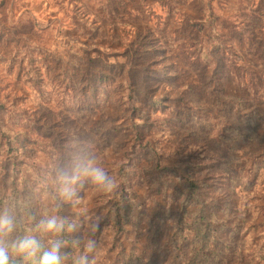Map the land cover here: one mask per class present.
<instances>
[{"label": "rangeland", "instance_id": "374dc122", "mask_svg": "<svg viewBox=\"0 0 264 264\" xmlns=\"http://www.w3.org/2000/svg\"><path fill=\"white\" fill-rule=\"evenodd\" d=\"M213 17L214 33L223 55L221 83L227 94L243 97L250 106L258 108L261 112L258 123L264 129V0H0V104L12 121L28 128L32 135L44 140L49 139L45 134L55 137L57 145L66 154L68 175L71 176L86 158H92L105 171L113 170L126 141L116 153L117 147L112 143L119 141L117 137L111 138L106 149L98 142L73 138L75 132L89 131L97 125H122V119L115 122L122 114H105V122L100 121L110 88L97 89V106L91 93L84 95L75 89L87 64L75 65L78 58H70L69 73H75L71 83L68 77H62L60 70L55 71L53 55L66 50L86 59L101 57L106 61L126 62V58L120 56L123 51L139 43H149L140 47L139 64L151 71L152 61H158V67H165L166 73L177 76L175 88L171 89L166 81L160 85L167 92L174 89L182 98V107L188 105L187 87L202 96L200 81L205 71L195 51L199 34L197 25ZM155 74L160 79L165 76L163 70ZM184 83L189 84L183 86ZM98 85L101 87L102 83ZM72 105L74 111L70 109ZM207 113L208 110H204L202 115ZM144 126L141 129L142 144L158 146L166 157L162 167L176 171L181 165L177 161L189 155L194 158L193 163L203 165L200 175L209 177V183L213 185L209 196L223 203L228 201L230 217L238 216L243 209L255 204L250 196L245 197L246 192H239V187L229 184L225 170L226 144L216 146L211 142H196L188 132L170 134L171 126L161 124L155 116ZM13 129L21 128L13 126ZM178 135L189 139L186 148L183 149ZM247 146L244 144L232 153L245 158L249 151ZM39 156L44 158L35 156L33 159L43 164L46 155ZM129 157L128 162L135 169L145 166L142 152ZM253 163L259 168V174L263 173L264 157ZM138 175L141 178L132 180L131 187L138 207L125 226V236L126 246L133 247L134 252L141 255L153 225L148 219L152 212L150 198L162 200L160 194H148L147 176ZM166 179L167 176L162 177V180ZM73 188L74 212L79 215V221H85L80 222L79 229L89 231L97 218L102 219L103 212L99 210L101 191L88 179L83 184L78 179ZM262 189V186H256L255 193H261ZM46 199L42 197L43 201ZM244 200L248 202L243 204ZM259 206L263 212L264 203ZM249 221L255 226L254 235L260 236V244L264 247V224L260 219H254L252 210ZM166 226L163 224L160 229L165 232ZM96 237L100 249L96 255L97 264H113L119 234L107 224ZM260 260L249 257L238 264H264Z\"/></svg>", "mask_w": 264, "mask_h": 264}, {"label": "trees", "instance_id": "16d2710c", "mask_svg": "<svg viewBox=\"0 0 264 264\" xmlns=\"http://www.w3.org/2000/svg\"><path fill=\"white\" fill-rule=\"evenodd\" d=\"M197 30L195 51L205 71L200 81L202 96L187 87L188 105L182 107V98L176 91L167 92L160 85L166 81L171 89L175 88L177 76L166 73L165 67H158V61H152L154 67L151 71L139 64L137 55L140 47L149 43H139L123 51L120 56L125 57L126 62L106 61L101 57L86 59L66 50L53 55L55 71L60 70L62 77H68L71 83L75 73H69L70 58H78L75 65L87 64L75 89L84 95L91 93L97 106V89L110 88L100 121L105 122V114H122L115 119V122L122 119V125H97L73 135L77 141L98 142L103 149L109 147L112 137H117L119 141L112 143L117 147L116 153L123 147L121 143L126 141L114 169L106 170L117 179L118 187L112 192L100 193L99 210L103 213L101 231L96 236L107 224L119 234L113 264H238L246 262L249 257H257L264 263V247L260 244V236L254 235L255 226L249 221L252 210L254 219H260L264 224V209L262 212L259 206L264 203V171L259 174V168H255L253 163L255 159L264 157V129L258 123L261 112L250 106L247 99L227 94L221 83L223 55L214 33V17L197 25ZM162 70L165 76L160 79L155 72ZM99 83H102L101 87ZM70 109L75 110L73 105ZM204 110L208 113L203 116ZM153 116L159 118L161 124L171 126L170 134L188 132L196 142L206 141L216 146L226 144L225 170L229 184L239 187V192H246L245 197L250 196L255 204L232 218L228 201L223 203L209 196L213 185H210L209 177L200 175L203 165L193 163L192 156L178 160L181 165L176 171L162 167L166 157L158 146L142 144L141 129ZM13 126L21 129H13ZM44 136L49 139H40L29 133L28 128L17 125L0 104V211L8 209L17 218L13 239L35 235L45 247L54 239L68 241L63 249L70 253L65 264H73L82 249L72 247L71 241L74 237L87 239L89 231L79 229L80 222L85 221H79V215L74 212V197L66 200L60 195L59 177L67 174L66 154L57 145L55 137L50 134ZM179 139L183 142V149L186 148L189 139L181 136ZM244 144L249 148L247 157L232 153ZM139 152L144 156L145 166L135 169L128 162V156L131 159ZM39 154L46 155L43 164L33 159L35 156L43 157ZM138 173L147 176L148 194H160L162 200L150 198L152 212L148 219L153 225L141 255H137L133 247L126 246L125 236V226L138 207L135 193L131 190L132 180L141 178ZM163 176L167 179L162 180ZM86 179L80 176V184ZM258 185L263 187L261 193H255ZM42 197L47 199L43 201ZM247 202L244 200L243 204ZM48 216L63 218L66 228L75 225V230L55 237L35 232V223ZM163 224H167L165 232L160 229ZM95 239L98 241L97 237ZM11 264H24V261L13 255Z\"/></svg>", "mask_w": 264, "mask_h": 264}, {"label": "clouds", "instance_id": "9594fccd", "mask_svg": "<svg viewBox=\"0 0 264 264\" xmlns=\"http://www.w3.org/2000/svg\"><path fill=\"white\" fill-rule=\"evenodd\" d=\"M80 176L86 177L92 185L104 193L112 192L118 187V181L114 176L97 166L92 158H86L71 176L60 175L61 197L66 200L73 198L75 195L73 185ZM75 227V225H68L66 228V221L63 218L48 216L35 223L34 231L55 237L65 231H74ZM16 229L17 218L14 213L8 209L0 211V264H11L13 255L21 257L24 264H65L70 253L63 249L67 247L68 241L54 239L48 247H45L35 235H24L13 239ZM100 231V220L97 218L89 226L87 239L75 237L72 239V247L82 249L81 254L73 260V264H97L96 255L100 249L95 236Z\"/></svg>", "mask_w": 264, "mask_h": 264}]
</instances>
